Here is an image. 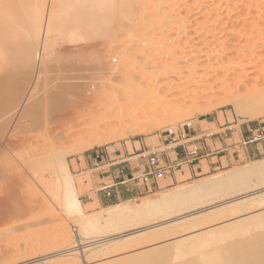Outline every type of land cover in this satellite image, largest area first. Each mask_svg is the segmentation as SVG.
<instances>
[{"label": "rangeland", "instance_id": "obj_1", "mask_svg": "<svg viewBox=\"0 0 264 264\" xmlns=\"http://www.w3.org/2000/svg\"><path fill=\"white\" fill-rule=\"evenodd\" d=\"M70 1L72 2L75 0H70ZM78 1L79 0H76L75 3L72 2L73 5L75 4L74 6L72 5L73 9L76 8V5L82 7L83 4H81L80 2L81 0L79 2ZM83 1L84 0H82V2ZM92 1L88 0L90 4L93 3ZM96 1L98 3V1L100 0H96ZM96 1L94 0V3H96ZM114 1L108 0L107 2H110L109 6L103 4V6L105 7L104 10H106V13H104V15L108 14L107 12L108 9L112 10L113 8L112 10L113 14L110 11L108 15H110L111 13L110 16L112 15L114 16L113 11L117 9L116 10L117 13L115 15L120 20L116 18L114 19L120 21V23L122 21V25L123 24L124 25L122 26L119 22L115 21L117 23L116 25L113 23L114 22L113 20L112 23L114 24V26L113 24L111 26L113 27V29L111 28L109 29L107 27L109 30H111L110 31L111 33H109L110 35H108L109 39L110 38L111 39L107 41V43L105 42L106 43L105 45L103 43L106 40L103 39L104 40L102 41L103 43L100 42L101 40H96V34H98L97 32L100 27L98 26L99 24L98 25L96 24V22H98L99 20H96V18H93L95 16L97 17L101 15L104 12V10L102 11L104 7H102L101 9L102 13L97 15V13L99 12L101 8L100 4L103 3V1H101L100 4L98 3L100 7L98 8L99 10L96 9L97 7L95 5L97 4L95 5L92 4L93 8L95 9L94 10L95 14H92V11H91L93 10L91 9L92 6L91 8H89L90 6L88 7V6L83 5L85 8L86 7L89 8L87 9L88 11L89 10L91 11V13L89 12V15H88L89 18H91V15H92L93 17L91 18V20L92 19L94 21L96 20V22H94L96 24L94 25V27L95 26L99 27L97 28L98 30H96V27L95 29H93L94 27H92L93 30L97 31V32H92L93 36L91 34H88L90 33V31L89 32L85 31L88 29L85 27L86 26L85 23L87 22L89 23L87 19L85 21L83 19H82L83 21L81 20V22H84L81 25V27L80 25H78V27L76 26L77 30L76 29L75 30L79 34L76 38H79V39L74 38V34H75L73 32L74 30L70 31L71 28L74 29L73 27H70V26H73L74 23L73 25L67 24L69 26L68 28L69 35H66V36L63 34L64 32L66 33L67 30L62 29L63 27L58 26V25H62L64 22L62 24L56 25V28H59L60 30H63V31L66 30L63 32V34H59V35L60 37L65 36L67 39L68 37L70 38V40L68 39L69 40L68 46H70L69 44H71V46L70 47L67 46L68 48L65 47V45H67V41H65V38L63 37V40L58 38L59 37L58 29L54 30L55 32H57L58 37L56 36V33L54 31L53 32L55 34L52 33L54 35H52L50 32V35L53 36L51 37V39L49 37L50 42L52 39H55L54 36L56 37L55 40H62V41H58L60 44L55 41V43L56 44L58 43V45L62 48H58L59 46L57 48L53 47L52 45H54L53 44L54 41L51 43V46L53 47L55 51H57L56 49H59V51L63 50V46L65 47L64 50L69 49L71 58L69 57V55H66V54L65 55L66 57L70 58L69 60L70 62L80 57L81 58L79 61L82 62L83 58L89 56L88 58L84 59V61H86L87 63H88L87 60L90 59L88 64L84 61L82 62V64L84 63L87 64V65L84 64L86 66V69L84 67L82 70L83 72L85 71L86 75H88V77L90 76L91 79L88 77L84 78L86 76L85 72L84 74H81L83 72L78 71V70H81L79 69V66H78V64L80 63L78 60H76L77 62L74 61L77 65L78 70L76 69L75 63H71V65L74 68L71 67L70 69V66H69L70 62L69 61L67 62L66 60V63H68V68L70 69L68 70V73L69 71H72V70L74 71V69H76V71L80 73H77L73 77H76L78 76V74H81L82 76L84 75L83 77L84 80L87 78H88V81L91 80L90 82H87L86 80L87 82L86 83L84 82L83 78L81 79L83 81L82 84L87 85L88 83H91V86L88 85L89 88L85 85V87H87L85 92L78 93V89H80V87L82 88V86L84 89V85L78 82L80 79L79 80L76 79V81L79 83V84L77 83L78 85L76 84V81L71 82L73 79H75L71 76L69 78L70 79L73 78V79L71 80L69 79L70 80L69 82H71V84H73L74 86H79V88L77 87L74 88L75 92L77 91V93L74 92V89L73 91L72 89L65 90L68 92H64L62 90L66 94V97H68L69 94L72 95L66 99L65 103H63L64 101H62L64 99H59V101L57 102V100L56 101L51 100L52 96L51 98L48 96H44L47 94L49 95V93L51 94L53 93V96H54L55 95L54 93H56L55 96L57 98L58 97L60 98L62 97V95L64 96V93L60 91V88L59 89L57 88L58 85L60 83H64L63 81L65 80L67 84H69V82L67 81L68 78H65V77H68V75L71 72L68 75L66 74L68 68L67 66H65L66 68L64 67L65 61L62 62L63 63L62 65H60L58 62L59 60L57 61L56 59L55 61L53 57L51 60H49V62L51 63V61L54 59L55 65L53 66L57 65L58 67V64L62 66V67L59 66L60 68L54 67V69L56 68L57 70H54V69L52 70L51 68H52L53 61L51 64H49V62L46 63L47 66L50 65L48 66V68L51 67L49 69L47 68V70L48 71L52 70L53 73L49 72V75L51 74L54 75L53 78L49 77L51 78L49 81V79L47 78V76H49L48 74H46L47 76L45 78V74H43L44 75L43 76L42 73L41 75L39 73L38 75H40L41 77L38 75L36 76L39 78H37L36 76L35 77L32 76L31 80H29L28 82L32 90V83H37L40 80V78H41V81L43 82L42 76H43V79L44 78L46 79V80L44 79L46 85H43L44 82L42 83L40 81L39 86L42 84L43 86H45L44 87L45 89L46 87H48L46 90H44V92L46 91L47 93L43 94L41 92L40 93L37 92L36 90L38 89H39L38 91L41 90L43 92V90L39 88L38 84H37L38 88L33 87L35 89H33L32 91L33 92L35 91L36 95L38 93L40 96L41 94H43L45 98L47 97L50 100L49 101L47 99L48 103L50 104L49 105L47 103L49 105V106L47 105V107L48 108L50 107L49 108L50 110H48L47 107H44V105L46 104L45 102H47L46 99L44 101L43 99L44 97H40L39 95H37L39 98V99L37 98L38 101L40 100L38 102L37 100H35L37 96H34V97L32 96L35 92L34 93L31 92L30 95H27L28 98L30 96V99H32L31 97L34 98V100L32 101H34V107L35 105H37L36 106L37 109L34 110V107H32L33 110L32 109H29V110H32L34 113L36 112L35 114H37L36 116H38V118L35 117V119H38L39 121L36 120L37 123L35 126L37 128L36 127L34 128V125L32 128L26 127L22 129L21 132H19V134L16 135V138L18 137V140L20 137H29L27 140L30 141L29 147H26V149H24L23 151L22 149H19L21 151L18 154L16 152V154L18 156L26 155L25 157L24 156L23 157L27 158L31 156L30 154H32V152L35 151V149L37 150L35 151L36 153L38 152L39 154L40 152L39 154L40 156L38 157H40L39 160L41 159V162L39 161L40 163H37L35 165L37 174L40 177L36 175V172L34 173V172H31L25 169L22 163H19L22 159H24L22 158V156H20L22 158L20 159V157L18 156H17L18 158H16L15 153L14 155H11V153H9L10 155L8 154L7 157L4 158L3 157L4 153L3 152L0 153V161L2 162L0 163L4 165V167H6V172L5 171L0 172V264H61L54 260L55 258L53 257V255H56V252H58L59 250L63 248H66L73 241L76 242L75 234L77 231L76 228H78V226L76 225L77 216H75V214H68V213L66 214V212L64 211L59 201L62 190L61 188L56 187L59 185H55L56 182L58 184L60 179H62V177H59L62 172L59 166L61 163L60 161H62L63 159L66 163V166L69 172L72 175L75 187L77 189L78 198L80 200L82 210L85 215H89L92 213L96 214L98 212H101L104 208L111 206V204L113 205L116 203H120V204L125 203L127 205L128 204L134 205L140 202L141 200H145L149 198L153 199L157 196L162 195V193L165 194L168 191L169 192L171 190L173 191L176 188H182V187L185 188L186 186H191L190 184L196 185L202 182L203 180L206 181L209 178L211 179V177L214 178V177L227 175V173L229 174L231 173V171L233 172V170L234 171L236 169L238 170L239 167L242 169L243 166H244L243 168H246L248 167L247 165L250 166L251 164H254V163L258 164L264 161V153L261 155L254 156V157L246 156L244 153V148H243L244 145L246 144H244V140H242V138L240 139V127L242 128L243 127L244 128L253 127L255 129H264V111L262 113L253 115L251 118H248V119L243 118L241 117V115H239L238 111L240 112L244 111L242 107H244L243 105L246 106L247 101L243 102L242 101L243 98H241V100L239 99L240 101L237 100L239 96L245 97L244 96L246 94L245 89L252 88L251 82L254 79L257 80L260 76L264 75V0H184V1L166 0L165 3L168 4L167 5L168 8L169 9L171 8V10H169L170 12H172L175 8H176V11L178 10L177 13H179V11L182 12V13L180 12L181 14L179 13L181 16L179 18H177L179 14H174L176 16L174 17L175 19L174 18H172L173 20H171V18L166 19V21L167 20L172 21V22L175 21L174 22L175 25L174 23L169 25V23H172V22L167 21L166 23L165 19L158 20L157 19L159 18L158 16H161V15H158L157 18L154 19V17L149 16L150 14H147L148 16L145 13L141 14V12L143 11L144 12L148 10L151 11L149 6H148L149 8L146 7L147 0H144V2L142 0V3H141V0H139L140 2L137 0L138 3H136V5L137 4L141 5V6L139 5V7L138 5L134 6L135 4L133 3V0H122L124 2H121V0L120 1L116 0L115 2ZM153 1H156V0H153ZM185 1L189 2V4H187ZM150 2L148 1L149 4H151ZM66 3H68L67 0H66ZM86 3L87 2H85V4ZM121 3L122 4L128 3L129 5L128 6L126 5V7L128 8L131 7L133 9H137L138 7V10L136 12H139L138 14L140 16L137 15L136 16L137 18L135 16H132V15H136L137 13L133 14L134 13V12L132 13L133 9H131V13H128L130 9L128 10L127 8L128 10L127 12L124 4L121 9L123 11H119L118 9L121 8L120 7L122 5ZM105 4H108V3L105 2ZM112 4H113V7L110 9ZM118 4H119L118 8L116 6L114 9V6ZM196 4L197 5L201 4V5L198 7ZM58 5L62 7V8H58V10L60 9L59 16L63 18H65V16H62V15H66V14H63L64 12L65 13L67 12V15H68L70 14V12L68 13V11L73 10V9H70L72 8L70 3L65 4L67 7L63 6V3H58ZM69 5H70V8H68ZM144 5L146 9L144 8L143 10ZM154 5H153V9L154 7H156L154 9L155 10L154 12H156L157 8H160L161 6H165L163 5V3L161 5L157 4V6L159 5L160 7L159 6L157 7L156 4ZM195 5L197 6V9H193ZM106 6H108L109 8H106ZM201 6L202 8L198 9ZM63 7L65 9L67 8V10L63 9ZM188 7L190 11H188ZM78 8L79 7H77V9ZM77 9H74L76 10V13H73L75 17L73 15L71 19L70 17L71 15H68L69 17L66 16V18L68 19L65 18L63 20L67 22L70 19L73 21V19L75 18L77 22L80 15L83 16V14L81 13L77 14L79 13L78 12L79 10L77 11ZM160 9H158L157 11H159ZM165 9H167L166 6H165ZM58 10L57 12L59 13ZM63 10L64 12L62 13ZM164 11H165L164 9L161 10L162 13ZM72 12H75V11H71V13ZM161 12L159 13L161 14ZM165 12H168V10ZM120 14L121 16L119 18L118 15ZM128 14H131L130 16H132V18L135 17V19L133 20L131 18L132 20H130L128 18L130 17L128 16ZM141 15L147 16V22H145L146 17H144V20H145L144 21L142 20L143 16ZM207 15L210 17V19H208ZM76 16H78V18H76ZM60 17H59L58 22L62 20V18ZM101 17L99 18L101 19ZM148 17L150 19L152 18L151 21H149ZM139 19L144 21V23L146 24L144 23L139 24L138 22H142ZM156 19L157 21L155 22H157V25L159 24L158 21L162 23V25L159 24L160 27L162 26L161 28H165L163 26H168V27L172 26V29L174 30L176 29L175 31L177 30H180V31L179 32L177 31L178 33L176 32L175 34V31L174 30L172 31V29H170L171 27H169V30H168V27H166L167 30L161 29L159 26L155 27L156 23L154 22L155 23L154 24L152 23V21ZM186 19L188 20L186 21V23L187 22L188 23L183 24L184 20ZM162 20L166 24L163 25L164 22H162ZM72 21H71V24H72ZM101 21L102 20H100L99 22ZM132 21H136V22L134 23ZM148 21H149V24L151 22V25H152L151 28H142V30H141V27L138 28L139 25L142 27H144V25L149 26V24H147ZM110 22H111V19H110ZM180 22H181V27L177 25V24H180ZM136 23H137V27L135 26ZM153 24H154V27H153ZM182 24L184 25V28ZM67 25L64 24L63 26L66 27ZM105 25L107 26V23H105ZM132 25L134 26V28ZM185 25L187 28H185ZM115 26H117L118 29ZM173 27H177L178 29L173 28ZM199 27H201V29ZM81 28L83 30L85 28L84 31L87 32L90 38L91 37L93 38L94 41L89 40V41H92L91 42L92 45H95L96 48H97V44L99 46L101 45L99 50L97 49V51H96V48H93L95 49L94 51L91 48L93 46H91L90 42L86 40V43L88 42V44H86V47H85L86 50L88 49L87 45L88 46L90 45V47L88 50L89 55L88 53H86L87 51L84 50L86 51L85 52L86 54L84 55H88L85 57L81 53L83 49H85V48H81L82 44H83L82 47L85 46L84 41H82V39L84 40V37H85L82 35H85V34L80 33L82 30ZM104 28L105 26L100 29H104ZM154 28H159V29H154ZM71 32L73 33L70 35ZM100 32H102V30H100ZM165 32H167V34L169 33V35H166ZM172 32H174V34ZM59 33H62V31H60ZM105 33H108V32L105 31ZM105 33L103 32V34ZM184 33L188 35H185ZM114 35H117V37H115ZM174 35H176L177 37ZM71 36H73L75 40ZM81 36L83 38H81ZM108 37H106L107 40H108ZM260 37L262 39H260ZM180 39L183 42L185 40L184 43L186 42L187 43L184 44ZM73 40L74 41L78 40L77 41L78 43L72 42ZM98 41L100 42V44ZM170 41L171 43L174 44L173 46L174 49L169 48L171 45H173L170 43ZM176 41H178L179 43H177ZM73 43L75 47H73L74 45L72 46ZM168 44H171V45L167 47ZM175 44H178V46H175ZM77 45H78V48L81 49V52L80 50H76V54L79 55V53H81L82 55L80 57H76L77 55L75 53H72L73 51H70V50H75ZM179 45L182 47H180ZM138 46L140 49L137 48ZM223 47L227 48L226 52H229L234 57L233 60L229 61L231 62L229 65V68L231 70L230 72L228 71V73L239 75L238 77L241 76L238 80V84H240L241 82V85H242L244 82H247V80L250 82L248 83L251 84L250 85L251 87L247 85L248 86L247 88H245L246 86L243 85L244 86L243 91H245L244 92L245 94H243V92L241 91L243 89V86H242V89L240 87V91L238 90V92H240L241 94H239L238 97H236V95L238 94L237 91L235 92L232 90L233 91L232 94H230L231 91H229V93H227L228 91L223 92V91H226L225 90L226 88H224L225 85L223 84L221 73L216 74L215 72H211L210 69L205 70L203 72H198L199 68L195 66L196 68L194 69L193 66L191 65V64L194 65L196 61L204 62L205 59H207V56L205 58L206 51L207 52L208 50L209 51H219ZM138 49L140 50V53H138V51L136 52V50ZM54 50H52V48L48 50L47 53H49V51L50 52L53 51L52 53H54V55L49 53L50 57L51 55L56 57L57 54L56 52H54ZM64 50L62 52L67 53V51H64ZM90 50L93 51L92 54H91L92 51ZM102 50H106V52L105 51L102 52ZM78 51L79 53H77ZM171 51H175L173 52V54L174 53L176 54L177 52L178 54H176V56H180V54L181 55L183 54V55L178 58L177 57L172 58L173 55H170L172 54ZM99 52L102 55L104 54V56H100L101 54ZM64 53H62V56H60V53H58L59 56L57 57H60V58L64 57L65 56V55L63 56ZM71 53L72 55L73 54L75 55L76 59L75 57H72ZM225 53L223 52L222 55H224ZM97 54L98 56L101 57V58L98 57L99 58L98 61H97V56H96ZM168 54L170 55V57ZM184 54H187V55L184 56ZM47 56L45 57L48 58L49 56L48 57ZM167 57H169V60L172 58L174 59V62L176 59V62L180 61L182 63L179 62L180 66H177L175 70L173 68L170 70V68L168 67L164 68V71H168L167 73L162 72V70H160V66L157 67L160 70L158 71L157 69L158 72L156 71V68L154 69L155 70L154 73L151 71V69L150 70L148 69L151 67V65L155 66V64L158 63L157 60L164 61V59H168ZM73 58L74 60L71 61V59ZM44 59L42 62H44ZM102 59H105V61L109 65L112 66V70H110L111 66L105 65L106 62L103 61ZM187 59L188 60L190 59L189 61H191L190 62L191 64H189ZM99 60H101V63L104 62L103 65L101 63L100 64L97 63L99 62ZM152 60L153 62L155 60L157 62L150 64ZM46 61H48V59H46ZM143 61H145V63L149 61L148 64L146 63L148 66ZM236 61H239V62L241 61L242 66L240 67L235 66L233 62H236ZM141 62L144 64L146 69L144 68ZM117 63H118V66H117ZM141 64L143 67L141 66ZM79 65L82 68L81 63ZM139 65L142 67L143 70H146V71L144 72L140 71L141 73L138 72L140 70ZM183 65L186 67L182 68L181 66ZM106 66L107 68L109 67L110 69L109 68L106 69ZM113 67L114 68L118 67V69L113 70ZM134 67L139 68L137 69L138 71H136ZM62 68H63V71L66 69V73H64L66 75L65 77H64V74L58 75V73H60L59 71H62L58 69H62ZM42 69L45 70L43 67ZM43 70H41V72ZM47 70H45L46 73L48 72ZM209 73H212L213 75H209ZM74 74H75V71L72 73V75ZM139 74L141 75L139 76ZM60 75H62L65 80H63V77ZM214 75L215 77L213 79ZM79 76L78 78H80ZM58 77H62L59 79H62L63 81L60 80V82H58L59 80ZM35 78L39 80H37L36 82V80H34ZM52 79L53 80L55 79L54 80L55 82H52V84H50ZM209 80L215 83V85L217 86L216 89L213 87L214 84L211 83V81ZM30 81H31V84H30ZM207 82L211 83L209 84V86L211 87L212 85L211 88L214 89L212 91L216 92L214 95L207 94V93H210V91L207 90L209 89L207 88L208 87ZM55 83L57 84L59 83V84L55 87ZM80 84L82 86H80ZM51 85L52 87H50ZM254 85L255 84H253V86ZM43 86H41V88ZM49 87H50V90H49ZM83 89L82 90L80 89L79 91H84L85 89L84 90ZM88 89L89 91H87ZM31 90H29V92ZM54 90L55 91L57 90L58 92H55ZM156 91H160V93H156ZM59 92L62 94H58ZM69 92H73L75 93V95ZM234 93H235V96L233 95ZM57 94L60 96H57ZM156 94H162L161 97L162 96L163 97L159 98L158 96L160 95L157 96ZM229 94L236 97V99H233V97L229 96ZM230 97L233 99V100L231 99L232 101L235 100L234 103L229 99ZM28 98L26 99L28 100L27 103H30L31 100L29 102ZM57 98H54L53 100ZM247 99H249V97ZM236 100L238 102H236ZM36 101L39 103V106H38V103H36ZM41 101H44V102H41ZM241 101L243 103H240ZM25 102L26 101H24L23 104H25ZM60 102H62L63 104H60ZM51 103L52 104L55 103L53 104L54 107L51 105ZM56 103L57 104L59 103L60 105L59 104L56 105ZM235 103H238V104L235 105ZM239 104H241L242 107H240ZM60 106H63V107H60ZM238 106L240 108H238ZM21 107H18L19 109L17 108V111L15 110L13 112L19 113L20 112L19 110L21 109ZM38 107L40 108L42 113H40V111H37ZM236 108L238 110H235ZM201 109L202 111L203 110H207V111L201 112L200 111ZM38 113H40V115H38ZM98 116L101 120H104L105 122L100 121L99 123ZM89 117H92V118L90 119ZM94 117L98 118L96 119V121L98 120L97 124H94V125L100 126L99 124H101L102 122L105 123V125L104 124L101 125V129H99L100 127L97 128V126L92 127L93 126L92 119ZM20 121H21L19 122V124H21L20 126H22V122L23 124H26V122L27 123L29 122L28 119H21ZM79 124L81 125L80 127H78ZM187 124L191 125L190 127L191 132L188 131L186 127ZM76 125L78 129H76L77 128ZM225 126H231V127L227 128L226 131H224L225 129L223 128ZM72 127L75 128L76 130H71ZM141 127L144 130V131L142 130V132H141V129H142ZM136 128L137 130L138 128L140 129V131L138 130L139 133L138 132L134 133V131H136ZM171 129L176 132H180L182 129H185V132L189 134L188 136L191 137V140H192L185 144L188 150L193 149L192 144H196L198 147L200 145L201 146L199 147L200 149H202V145H205V146H208L207 148L209 149H207L206 151L200 152V155H203V157L200 156L198 160L193 162L192 164L184 163L182 164L181 167H178L175 170H172L170 173L166 174L164 178H161L160 180H158L157 182L158 185L156 187L151 188V190L149 191L144 190L140 195H137L134 197L121 198L119 200H116V202L114 203H110V202L109 203H99V201H97L98 198H97L96 191L99 188L98 186L104 183H101L99 181V177H97L98 175L102 174L100 172L101 169L93 170V168H95L93 166L94 164L93 158H94L95 153L98 152L99 150H107V152H110L112 155H116V154H119L120 152L124 153L127 150V152H129V156H132V159L130 160L132 161L134 160V162H136L137 154H139L140 152H144L148 150L149 148H159L161 150H165L168 156L173 159L175 157L174 147L179 148L180 145L176 144V142H169V137L167 136V130H171ZM88 134L92 135V137ZM114 135H117V136L113 138ZM99 138L101 139L100 141L98 140ZM102 138L104 140L105 138L110 139V140L106 141L107 140L106 139L103 142ZM206 138H208L207 139L208 145H206L205 143ZM223 138L225 139L226 144L222 146L219 141L223 142ZM164 139H167V140L164 141ZM214 142H217L215 145L216 148L213 147L212 145ZM231 143H236V145L239 144V146L230 149L229 147ZM2 157L4 158V160L1 159ZM200 158H203L202 161L200 162V165H199L200 167L199 168L196 167L198 168L199 172L190 173L189 167H192L195 163H199ZM252 179L253 177L250 178L251 181L249 180L248 183L241 185L234 192L230 191L228 194H222V195L216 194L212 196L210 195L209 197L208 196L204 197V199L202 198L200 200H194L192 203L187 204V206L185 205V209L183 207V209L179 210L178 212L176 211L173 214H170L169 218L173 220H171L170 222H168V224H166L168 226L171 225L170 226L171 235L169 236L158 234V237H157L156 236L157 234L153 236V235H149L148 232H144V233L142 232L141 234H136L135 236H130V237L126 236V238H123L127 240L126 242L127 248L125 244L122 245L125 247V249H122L121 248L122 246L120 245L118 247L121 248L122 250H118L119 248L116 249L117 251L110 250L108 254H106L105 257L102 259L88 258V257L84 258V257H79V256H76L74 259H76L77 264H119L118 261L123 260L124 258L125 259L126 258L129 259L130 257L134 258L135 256H138L140 253L144 252L145 251L144 249L147 248L146 247L147 243H149L148 241L153 237H157V239L154 240L155 243L153 247L161 248L164 245L166 246V245L173 243L171 242L174 240L173 238L181 236V235H183L186 239L184 238L185 240L182 239L179 241H181V245H184V246L187 245V247H190L191 243H195V244L199 243L200 240L203 241L204 244L202 242H200L199 244L205 245V243L207 242L206 240H208L210 244V242H213L214 239H217V241L215 240L216 243L215 244L212 243L213 245L211 244L210 246L211 247L214 246L217 248L218 246L216 245L218 244L219 245L218 248L220 247L224 248L226 247L225 246L226 244L228 246L231 245L230 248L232 250V253L233 252L235 253L233 254L235 255L236 258H239V256L241 255L240 254L241 252L239 250L240 244L241 245L243 243L249 244L250 241L253 240V238L255 237L254 241H252V244L250 243L248 245V250L252 252L263 251L264 249L263 239L264 238H262V236L264 237V207L263 206L262 207L260 206L259 208L254 207V206L252 207L251 206L252 204H250L249 202L250 198L241 199L240 206L239 204L236 205L237 207L239 206L238 208H240L241 210L237 209L236 213H234L233 215H228L227 212H223V210L228 209V207H232L230 205L222 209L219 207L218 209L216 208L217 210L220 211V213L214 216V218L207 217L205 221H201L204 224L200 226L197 225L198 218L190 219L187 222H183L185 221V219H189V217H191V214L193 215L194 211L196 212V210H201L203 207L206 208L207 206L208 207L212 206L213 204H217L221 201L229 199L230 197L231 198L235 197L233 195L239 196L241 194L242 196L243 194L245 195V194L251 193V191L253 192V190L257 191L258 187L259 189L261 188V185L262 187H264L263 185L264 182L263 184L260 183L261 185L257 183L258 184L257 185L256 184L257 180H255L256 178H254L253 180ZM133 182H136V181L133 180ZM209 211H213V210H208L205 212V214L210 215V213H213ZM245 216H246V219H248L249 217L250 218L255 217V218L251 219L252 221L251 222L250 218L248 219V221L242 218ZM259 217L261 218L259 219ZM161 219L160 217L153 218V219H150L149 221L135 224L133 225V227L134 226L145 227L148 225V223H152V221L154 223V222H157L158 220L160 221ZM230 219H235L237 224L236 223L234 224L238 225L237 227L240 226L239 228H242V229L235 227L236 225L233 224L234 228H237L238 230H235L232 227L225 228L222 234H224L226 231L228 232V235L227 236L225 234L220 235L221 233L218 234L217 232V233H213L214 235L216 234L214 236L215 238L213 236H210V234L203 233L204 235H201V236H198L195 234V233L200 232V230H198L200 227H205L208 225L212 226V225H215L216 223L218 224L222 222L225 227L226 221ZM240 220L242 222H240ZM245 220L248 223L249 222L250 223L249 224L246 223ZM205 222H208V223H205ZM192 225H197V226H192ZM156 229H158V227ZM60 233L61 235H59ZM191 233L194 234V237L188 236ZM57 235L58 237L59 236L61 237V238L59 237L60 239L59 241L57 239ZM91 235H95V234H91ZM159 236L161 238H159ZM256 238L257 240L259 238L260 242L255 243L257 241V240L255 241ZM260 238L262 240H260ZM247 240H250V241H247ZM187 242L189 245L187 244ZM197 245L198 244L194 245V247ZM192 247L190 248L192 249ZM206 247L203 249L206 250ZM172 259H174L172 260V262L173 263L175 262L176 264V262L181 261L182 258L179 256V258L174 257ZM87 261L89 263H87ZM63 263H68V261L64 260Z\"/></svg>", "mask_w": 264, "mask_h": 264}, {"label": "bare ground", "instance_id": "obj_2", "mask_svg": "<svg viewBox=\"0 0 264 264\" xmlns=\"http://www.w3.org/2000/svg\"><path fill=\"white\" fill-rule=\"evenodd\" d=\"M58 1H60V2H58ZM0 0V153L1 152H3L4 153V155H3V157L5 158V157H7V155L9 154V153H11V155H14V153L16 154V152H17V154L21 151V150H19V149H22V151L24 150V149H26V147H29V144H30V141L29 140H27L29 137H20L19 138V140H18V137L16 138V135L17 134H19V132H21V130L22 129H24V128H26V127H33V125H34V128L36 127L35 125H36V123H37V121H39L38 119H35V117L36 118H38V116H36L37 114H35L32 110V107H34V101H32V100H34V96H37V95H39V93L41 92V93H47L46 91L44 92V90H46L48 87H46V89L44 88L45 86H43V85H46V83H45V78H46V74H48L49 75V72L50 73H53L52 72V70L54 69V67H57V65L56 66H53V65H55L54 63H55V61H56V59H57V61L59 62V64L60 65H62L63 63L62 62H64L65 61V65H64V67L65 66H67V68H68V63H66V60H67V62L70 60V58H71V56H70V52H69V49H65L64 50V48L65 47H67L68 46V43H69V40H70V38L68 37V39L65 37L66 35H69V33H68V28H69V26L68 25H73V23H74V25L73 26H70V27H73L74 29H72L71 28V30L70 31H73L75 34H74V38L75 39H79V38H76L79 34L77 33V27H78V25H80V27H81V25L84 23V22H81V20L83 19L84 21L87 19V21H89V23L87 22V23H85V27L86 28H88L87 30H85V28H84V30L85 31H90V33H88V34H91L92 36H93V34H92V32H97L96 30H98L97 28H102V27H104L105 26V30L104 29H100L99 28V30H98V34H96V40H101L100 42H102V41H104V40H106V41H104V45L107 43V41H109L110 39H109V37H108V35H110L109 33H111L110 31L111 30H109L110 28L111 29H113V27H111L112 26V24L114 23V24H116L117 25V23L115 22V21H117V22H119L120 23V21H118V20H120V19H118V17L115 15L117 12H116V10L115 11H113L114 12V16L112 15V16H110L111 15V13H112V10H113V4H112V6L110 7V9L112 8V10H107V12H108V14H109V12L111 11V13H110V15H108V14H106V15H104V13H106V10H104L105 9V7L103 6V4L104 5H110L109 3L110 2H107L108 0H100V1H98V3L100 4L101 3V1H103V3H101L100 5H101V8L99 7V5H98V3H97V1H96V3H94V0L92 1V0H90V1H92L93 3H91L90 4V2H88V0L87 1H85V2H87L86 4H85V2L83 1L82 2V0L80 1L81 2V4H83L84 6H90L89 8H91V6H92V4L93 5H95V4H97V5H95L97 8L96 9H98V8H100V10H99V12L97 13V11H96V13H97V15H99V14H101L102 12H101V9H102V7H104L103 9H102V11L104 10V12L101 14L102 15V17H101V15H99V16H95V17H93L91 14V18L93 17V18H96V20H102L101 22H96V20L94 21L93 19L91 20V18H89V12L91 13V11H92V14H95V9L93 8V6H92V8L91 9H93V10H87V9H89V8H85L83 5H82V7H80V6H77L76 5V8H74V9H77V7H79L78 9H77V11L79 12V13H77V14H83V16H81L80 15V17L79 18H81V19H79L78 18V16H76V18H78V20H77V22H76V19L74 18L75 17V15L73 14V13H76V10H74L73 9V6L75 5H73L72 4V2H74L75 3V1H70V0H67V2L68 3H70L71 4V6H72V8H70V5L68 6V8H70V9H73V10H71V11H75V12H72L71 13V11L69 10L68 11V13L70 12V14H68V15H71L70 17H71V19H72V16L74 15V19H73V21L70 19V20H68L67 22L65 21V20H63V19H65L66 18V16L67 17H69L68 15H67V12L65 13L64 12V10L62 11V13L63 14H66V15H62V16H65V18H63V17H60L59 16V14H60V9L58 10V8H62V7H60V5H58V3H63V6H66L65 4H68V3H66V0ZM70 1V2H69ZM78 1V2H79ZM109 1H111V0H109ZM114 1V0H113ZM116 1V0H115ZM114 1V2H115ZM118 1H120V0H118ZM117 1V2H118ZM135 1V2H134ZM139 1V0H138ZM148 1L150 2V0H147V5H146V7H150V10L151 11H143V12H141V14L142 13H145L146 15L147 14H150L149 16L151 17H154V19L155 18H157V16L158 15H161V16H158L159 18H157L158 20H160V19H165V21H166V19H170L171 18V20H173L172 18H174V17H176L174 14H179L181 11H179V13H177L178 12V10L176 11V8L172 11V12H170L169 10H171V8L169 9L168 8V4H166L165 2H166V0L164 1V0H156V1H153V0H151V4H149L148 3ZM182 1H184V0H182ZM78 2H77V4H78ZM105 2L106 3H108V4H105ZM121 2H124V1H122L121 0ZM140 2V1H139ZM143 2H144V0H143ZM155 2H157V3H155ZM187 4H189V2H187V1H185ZM184 2V3H185ZM192 2V1H191ZM65 3V4H64ZM133 3L135 4L134 6H137L138 5V7H139V5L140 4H137L136 5V3H138L137 2V0H133ZM141 3H142V0H141ZM163 3V5H165L166 6V8L167 9H165V6H159V5H161ZM198 3V2H197ZM80 4V3H79ZM88 4V5H87ZM122 4V3H121ZM124 5H125V7H126V5L128 6L129 4L128 3H123ZM123 4L120 6L121 8L120 9H118L119 11H123V10H121L122 9V6H123ZM132 4V3H131ZM149 4V5H148ZM154 4H156V6H157V4H159L158 6L161 8H157L156 9V12H154L155 10V8L156 7H154V9H153V5ZM212 4V3H211ZM211 4H209V5H211ZM56 5H57V7H56ZM133 5V4H132ZM152 7H151V6ZM197 5V4H196ZM195 5V7L193 8V9H197V6L199 7L200 5L198 4L197 6ZM108 6H106V8H109ZM117 6V8H118V6H119V4L118 5H115L114 6V9H115V7ZM131 6V5H130ZM133 6V7H134ZM141 6V5H140ZM143 6V5H142ZM155 6V5H154ZM157 6V7H158ZM178 6V5H177ZM180 6V5H179ZM187 6V5H186ZM67 7V6H66ZM138 7H137V9H133V8H131V7H126V10H127V8H128V10L130 9V11L128 12V10H127V12L128 13H131V9H133V11H132V13L133 14H136V15H132V16H137V15H139L138 13L139 12H136L137 10H138ZM146 7H145V5H144V7H143V10H144V8L146 9ZM148 7V8H149ZM163 7V8H162ZM171 7V6H170ZM190 7H191V5H190ZM84 8V9H83ZM135 8V7H134ZM141 8V7H140ZM191 8V9H192ZM202 8V6L200 7V8H198V9H201ZM63 9H65L64 7H63ZM152 9H153V11H152ZM158 9H160L159 11H157ZM162 9H164L165 11H167L168 10V12H161V10ZM57 10L59 11V13L57 12ZM65 10H67V8L65 9ZM84 10V11H83ZM142 10V9H141ZM203 10V9H202ZM201 10V11H202ZM81 11H83V12H81ZM118 11V12H119ZM140 11V10H139ZM174 11H176V12H174ZM184 11V10H183ZM186 11V10H185ZM188 11H190L189 10V7H188ZM94 12V13H93ZM148 12V13H147ZM151 12H153V13H151ZM159 12H161V14L159 13ZM86 13V14H85ZM121 13V12H120ZM156 13V14H155ZM182 13V12H181ZM180 13V14H181ZM189 13V12H188ZM113 14V13H112ZM119 14V13H118ZM122 14V13H121ZM121 14L120 15H118L119 16V18H120V16H121ZM180 14H179V16L177 17V18H179V17H181L180 16ZM186 14H187V12H186ZM185 14V15H186ZM207 14V13H206ZM104 15V16H103ZM108 15V16H107ZM131 14H128V16H130ZM183 15V14H182ZM184 15V16H185ZM190 15V14H189ZM88 18H87V17ZM132 16H130V17H128L130 20H134L135 19V17L134 18H132ZM140 16V15H139ZM138 16V17H139ZM141 16H143L142 17V20H144V17H146V21L145 22H147V16H145V15H141ZM187 16V15H186ZM59 17L60 18H62V20H60V22H58L59 21ZM83 17H85V18H83ZM99 17H101V19L99 18ZM107 17H109V18H107ZM112 17V18H111ZM189 17V16H188ZM187 17V18H188ZM207 17H208V19H210V17L207 15ZM206 17V18H207ZM212 17V16H211ZM105 18V19H104ZM114 18H116V19H118V20H115ZM132 18V19H131ZM137 18V17H136ZM149 18V17H148ZM176 18V19H177ZM183 18H185V17H183ZM66 19H68V18H66ZM107 19V20H106ZM110 19H111V22H110ZM152 19V18H151ZM151 19L149 18V21H151ZM157 19L156 20H153L152 21V23H154L155 21H157ZM175 19V18H174ZM181 19V18H180ZM204 19V18H203ZM74 20H75V22L77 23H75L74 22ZM82 20V21H83ZM113 20H114V22H113ZM122 20V19H121ZM140 20V19H139ZM138 20V21H139ZM142 20H140V21H142ZM162 20V22H164ZM183 20V19H182ZM70 21V22H69ZM71 21H72V24H71ZM91 21H92V23H91ZM105 21V22H104ZM144 21H142V22H138L139 24L141 23H144ZM149 21H148V23L147 24H149ZM167 21H169V20H167ZM167 21H166V23H167ZM186 21H188L187 19L186 20H184V22H183V24H187L186 23ZM58 22V23H57ZM64 22V23H63ZM69 22V23H68ZM94 22H96V24L99 26V27H97V26H95L96 27V30H93V29H95V27H94V25H96ZM113 22V23H112ZM132 22H136V21H132ZM169 22H172V21H169ZM168 22V23H169ZM175 22V21H174ZM174 22H172V23H169V25H171V24H173ZM178 22V21H177ZM182 22V21H181ZM181 22H180V24H177V25H179V27H181ZM63 23V24H62ZM103 25H102V24ZM105 23H107V26L105 25ZM118 23V24H119ZM156 23V24H155ZM154 24L156 25L155 27H158L159 26V24H161L162 25V23H160V21H158V25H157V22H155ZM165 22L163 23V25L164 24H166ZM179 23V22H178ZM58 24H62V25H58ZM67 25L66 27L65 26H63V25ZM76 24V25H75ZM110 24V25H109ZM114 24H113V26H114ZM121 25H122V21H121V23H120ZM133 24V23H132ZM138 24V25H139ZM144 24H146V23H144ZM154 24H153V27H154ZM182 24V25H183ZM56 25H58V26H60V27H63L62 29H66L67 30V32L66 33H68V34H66L64 31H66V30H60L59 28H56ZM92 25V26H91ZM124 25V24H123ZM122 25V26H123ZM174 25H175V23H174ZM173 25V26H174ZM176 25V26H177ZM76 28H75V27ZM89 26V27H88ZM90 26H91V28H90ZM121 26V27H122ZM133 26V25H132ZM136 27H137V23H136V25H135ZM146 25H144V27H142V26H140L139 25V27L138 28H140L141 27V30H142V28H151L152 27V25H151V22H150V24H149V26L147 25L146 27H145ZM188 26V25H187ZM92 27H94L93 29H92ZM109 29H108V28ZM115 27H117V26H115ZM114 27V28H115ZM160 27V26H159ZM162 27V26H161ZM160 27V28H161ZM163 27H165V28H161V29H166V27H168V26H163ZM169 27H171L170 29H172V26H169ZM169 27H168V30H169ZM178 27V26H177ZM177 27H173V28H177ZM109 30H107V29ZM120 28V27H119ZM130 28H132V27H130ZM133 28H134V26H133ZM183 28H184V25H183ZM185 28H187L186 27V25H185ZM200 29H201V27H199ZM59 30V32L60 31H62V33H59L58 32V35L59 34H63V32H64V34L63 35H65V36H63L64 38H65V41H67V45H65V47L63 46V50L64 51H67V53H64V52H62L63 50H60L59 51V49H56L57 51H55L54 49H53V47H55V48H57L59 45H58V41H62L63 40V37H60V35H59V37L57 36V32H55L54 30ZM76 29V30H75ZM79 29V28H78ZM82 29V28H81ZM117 29H118V27H117ZM154 29H159V28H154ZM178 29V28H177ZM182 29V28H181ZM83 29L81 30V32L80 33H82V34H85V35H82V36H85L84 37V40L82 39V41H84V47H82L83 46V44H82V46H81V48H85L86 47V44H88V42H90V45L91 46H93V47H91L92 48V50H94L95 51V49H93V48H96V46L95 45H92L91 44V42L92 41H89V40H93V38L91 37L90 38V36L87 34V32H85ZM100 30H102V32H100ZM140 30V29H139ZM167 30V29H166ZM174 29H172V31H173ZM176 30V29H175ZM174 30V31H175ZM56 33V36L58 37V38H60V39H62V40H55L56 39V37L54 36V38L55 39H52L51 40V42H50V39H51V37H53L52 35H54L55 33ZM84 31V32H83ZM105 31L106 32H108V33H105ZM159 31V30H158ZM163 31V30H162ZM165 31V30H164ZM171 31V30H170ZM178 32L180 31V30H177ZM177 31H175V34H176V32ZM50 32H51V34L52 33H54V34H52V35H50ZM73 32H71L70 33V35L73 33ZM103 32L106 34H103ZM160 32V31H159ZM177 32V33H178ZM100 33H101V35H100ZM164 33V32H163ZM166 33V35H169V33L167 34V32H165ZM173 34H174V32H172ZM88 36H87V35ZM161 34H162V32H161ZM185 34V33H184ZM76 35V36H75ZM108 37V40L106 39V37ZM165 35V36H166ZM185 35H188V34H185ZM255 35H256V33H255ZM81 36V38H83ZM115 37H117V35H114ZM119 36V35H118ZM172 36V35H171ZM174 36H176V35H174ZM49 37H50V39H49ZM72 38H73V36H71ZM98 37V38H97ZM102 37V38H101ZM120 37V36H119ZM177 37V36H176ZM73 38V39H74ZM87 38V39H86ZM100 38V39H99ZM171 38V37H170ZM173 38V37H172ZM67 39V40H66ZM74 39V40H75ZM104 39V40H103ZM114 39V38H113ZM169 39V38H168ZM174 39V38H173ZM177 39V38H176ZM260 39H262L261 37H260ZM72 41V42H74V43H76L78 40H76V41ZM86 40L88 41L87 43H86ZM178 40V39H177ZM181 40V39H180ZM54 41V42H53ZM55 41L56 42H58L57 44L55 43ZM94 41V40H93ZM171 41H172V39H171ZM171 41H170V43H171ZM182 41V40H181ZM181 41H180V43H181ZM187 41V40H186ZM248 41V40H247ZM254 41H256V40H254ZM53 42V44L55 45H52L51 46V43ZM99 42V41H98ZM100 42H99V44H100ZM106 42V43H105ZM177 43H179L178 41H176ZM183 42V41H182ZM184 42H185V40H184ZM183 42V43H184ZM249 42V41H248ZM74 43L72 44V46L74 45ZM78 43V42H77ZM174 43H175V41H174ZM187 43V42H186ZM186 43H184V44H186ZM60 44V43H59ZM66 44V43H65ZM97 44V43H96ZM171 44H173V43H171ZM171 44H168V46L167 47H169V45H171ZM70 46H71V44H69ZM90 45L88 46L87 45V47H88V49L86 50V48L85 49H83V51L81 52V49L80 48H78V45H77V49L75 48V50H70V51H73L72 53H75L76 54V50H80V52L84 55V54H86V53H88L89 51V47H90ZM183 45V44H182ZM70 46H68V47H70ZM101 46V45H100ZM100 46L97 44V48H96V51H97V49L99 50V48H100ZM172 46V47H171ZM169 48L171 49V48H173V46H174V44L173 45H171ZM175 46H178V44H175ZM180 46V45H179ZM184 46V45H183ZM223 46V45H222ZM52 48V50H54V52H56V57L57 56H59L58 55V53H60V56H62V53H64L63 54V56L66 54V55H69V57H66V55L64 56V57H62V58H60V57H55V56H52V55H54V53H52V52H50L49 51V53H51L52 55H51V57H50V54L49 53H47L48 52V50H50L51 48ZM67 47V48H68ZM73 47H75V45L73 46ZM180 47H182V46H180ZM58 48H62V47H58ZM90 48V49H91ZM105 48H106V46H105ZM137 48H139V46L137 47ZM176 48V47H175ZM73 49V48H72ZM102 49V48H101ZM140 49V48H139ZM136 50V52L138 51V53H140V50ZM174 49V48H173ZM84 50H86V51H84ZM92 50H90V51H92ZM59 51V52H58ZM75 51V52H74ZM103 51H105L106 52V50H102V52ZM181 51H183V50H181ZM227 51V48H225V47H223L221 50H219V51H209L208 50V52L206 51V54H205V58H206V56H207V59H205V61H204V59H203V61L204 62H195V61H193V62H195V64L193 65V64H191L190 62L191 61H189L188 59V62H189V64H191L192 66H193V68L195 69L196 67H198L197 69H198V72H203V71H205V70H208V69H210V71L211 72H215L216 74H218V73H221L222 74V79H223V84L225 85V87L224 88H226L225 90L226 91H223V92H227V93H229V91H231V93L230 94H232V92L233 91H237V95H236V97H238V95L239 94H241L240 92H238V90L240 91V87H241V89H242V86L244 85V86H246L245 88H247L248 86L247 85H251L252 84V88H249V89H245V91H243L244 90V86H243V89L241 90L242 92H243V94H247V92H248V96L245 94L244 96L245 97H242V96H239L238 97V99L237 100H241V98H243L242 99V101L243 102H245V101H247L246 102V106L245 105H243L244 107H242V105L241 104H239L240 105V107H242L243 109H244V113L243 112H240V111H238V113H239V115H241V117H243V118H246V119H248V118H251L253 115H255V114H258V113H262L263 111H264V75H262V76H260L257 80H253L252 82H251V84H249L250 82L247 80V82H244L242 85H241V82H240V84H238V80H239V78L241 77H238L239 75H236V74H230V73H228V71L230 72V68H229V65H230V63L231 62H229V61H231V60H233L234 59V57H233V55L232 54H230L229 52H226ZM58 52V53H57ZM84 52V53H83ZM86 52V53H85ZM101 52V51H100ZM99 52V53H100ZM172 52V54H170V55H173V57L172 58H178V57H181L182 55L180 54V56H176V54H178L177 52H176V54L174 53L173 54V52H175V51H171ZM185 52V51H184ZM205 52V51H204ZM225 53L224 55H222V53ZM69 53V54H68ZM72 53H71V55H72ZM77 53H79V51L77 52ZM81 53H79V55H77L76 57H80L82 54ZM93 53V51L91 52V54ZM96 53V52H95ZM98 53V54H99ZM143 53V52H142ZM183 53V52H182ZM208 53V54H207ZM47 54H48V56H47ZM98 54L96 55L97 56V61H98V57H100V56H104V54L102 55L101 53V55L100 56H98ZM106 54V53H105ZM88 55H89V53H88ZM88 55H84V57L85 56H88ZM169 55V54H168ZM170 55H169V57H170ZM185 55H187V54H184V56ZM45 56H47L48 58H46ZM94 56V55H93ZM52 57L55 59V61H54V59L52 60L53 61V64H52V68L51 67H49V68H51L52 70H47V68H48V66H50V65H46V63H48L49 62V60H51L52 59ZM72 57H75V55L73 54L72 55ZM76 57H75V59H76ZM83 57V56H82ZM89 57V56H88ZM88 57H85V58H88ZM169 57H167L168 59H164V61L163 60H157L158 61V63H156L157 61L155 60L154 62H153V60L150 62V64H153V63H156L155 64V66H153V65H151V67L150 68H148L149 70L151 69V71L154 73L155 72V68H156V71H157V69H158V71H160V70H162V72H165V73H167L168 71H164V68H166V67H168V68H170V70L173 68L174 70L176 69V67L177 66H180V63H182V62H178L179 63V65H178V63L176 62V59H175V62H174V59H170L169 60ZM45 58V59H44ZM60 58V59H59ZM67 58H69V59H67ZM81 58V57H80ZM80 58H77L76 60H80ZM85 58H83V60H82V62L84 61V59ZM101 58V57H100ZM184 58V57H183ZM43 59H44V62H42L43 61ZM46 59H48V61H46ZM93 59H94V57H93ZM106 59V58H105ZM105 59H102L103 61H105ZM180 59V58H179ZM178 59V60H179ZM63 60V61H62ZM72 60H74V58L73 59H71V61ZM76 60H74L75 62H77ZM96 60V59H95ZM166 60V61H165ZM169 60V61H168ZM172 60V61H171ZM186 60V59H185ZM52 61H51V63H52ZM74 61H72V62H70V64H69V66H70V69H71V67H73L72 65H71V63H75ZM88 61V63H89V61H90V59L89 60H87ZM94 61V60H93ZM119 61V60H118ZM146 61V60H145ZM145 61H143L144 63H145ZM150 61V60H149ZM149 61L148 62H146L147 64L149 63ZM243 61V60H242ZM80 62V61H79ZM82 62H80L81 63V66H82V68L80 67V63L78 64V66H79V69H81V70H78V68H77V65H76V63H75V65H76V69L78 70V71H82L83 72V68L85 67V69H86V66L85 65H87L88 63L86 62V61H84V62H86L87 64H82ZM106 62V61H105ZM170 62V63H169ZM187 62V63H188ZM244 62V61H243ZM45 63V64H44ZM50 62H49V64H51ZM94 63V62H93ZM97 63H101V60H99V62H97ZM103 63L104 62H102L101 64L103 65ZM107 63V62H106ZM105 63V65H109L108 63L106 64ZM142 63V62H141ZM145 63V64H146ZM183 63H184V61H183ZM186 63V64H187ZM234 64H235V66H237V67H240V66H242V62L240 61H236V62H233ZM44 64V65H43ZM56 64H58V63H56ZM58 64V67L60 66ZM143 64V63H142ZM142 64H141V66H142ZM146 64V65H147ZM150 64H149V66H150ZM41 65H42V67L45 69V70H47L48 72L46 73L45 72V70H43L42 69V67H41ZM84 65V66H83ZM98 65V64H97ZM105 65H104V67H105ZM120 65H121V63H120ZM191 65H189V66H191ZM99 66V65H98ZM109 66H111V65H109ZM117 66H118V63H117ZM124 66V65H123ZM140 66V65H139ZM140 66V70L138 71L137 69H139V68H135V70L136 71H138V72H144V71H146V70H143L142 69V67L144 66V64H143V66L141 67ZM148 66V65H147ZM153 66V67H152ZM158 66H160V70H159V68H157ZM196 66V67H195ZM57 67V68H58ZM60 67H62V66H60ZM59 67V68H60ZM63 67V68H64ZM120 67V66H119ZM121 67H122V65H121ZM126 67V66H125ZM182 68H184V67H186V66H181ZM48 68V69H49ZM63 68L62 69H58V70H62V71H59L60 73H58V75L59 74H64V73H66V69L63 71ZM66 68V67H65ZM74 68V67H73ZM103 68V67H102ZM109 68V67H108ZM107 68V66H106V69H108ZM144 68H145V66H144ZM162 68V69H161ZM69 68L67 69V75H68V77H65L66 75L64 74V77L65 78H68L67 79V81L69 82L71 79H73V78H75V79H73L71 82H75L76 81V79L77 80H79L78 82L79 83H83V81L81 80L83 77H84V75L82 76L81 74H84V72L83 73H81V74H78V76L79 75H81V76H79L80 78H78V76H76V77H73V76H75L77 73H80V72H78V71H76V69H74V71H75V74L74 75H72V73L74 72L73 70L72 71H69V73H68V70H70ZM104 69V68H103ZM110 69V68H109ZM115 69H118V67H113V70H115ZM122 69V68H121ZM146 69V68H145ZM147 69V70H148ZM178 69V68H177ZM241 69V68H240ZM41 70H43L42 72H41ZM54 70H57L56 68L54 69ZM110 70H112V66H111V69ZM148 70V71H149ZM154 70V71H153ZM133 71V70H132ZM157 71V72H158ZM44 72V73H43ZM57 72V71H56ZM140 72V73H141ZM151 72V73H152ZM197 72V71H196ZM40 73V75H41V73H42V75L43 74H45V80L43 79V76H42V80H43V82L41 81V78H40V80L39 79H37V78H39V77H37L36 75H38ZM137 73V72H136ZM146 73V72H145ZM56 74V73H55ZM156 74V73H155ZM200 74V73H199ZM40 75H38V76H40ZM52 75V74H51ZM49 75V76H47V78L49 79V81H50V79L51 78H49V77H52L53 78V76L54 75ZM62 75H60V76H62ZM85 75H86V72H85ZM141 74H139V76H140ZM144 75V74H143ZM142 75V76H143ZM146 75V74H145ZM148 75V74H147ZM150 75V74H149ZM201 75V74H200ZM209 75H213L212 73H209ZM32 76L33 77H37V78H35L34 80H36V82H37V80H39L37 83H32V90L33 89H35V88H33V87H37V84H38V86H39V84H40V81L43 83V85L41 84L40 86H39V88L40 89H42L43 90V92L40 90V91H38V90H36L37 92H39L37 95H36V92L34 93L32 90H31V86H29V84H28V82H29V80H31V78H32ZM73 77V78H69V77ZM245 76H247V75H245ZM250 76V75H249ZM41 77V76H40ZM57 77V76H56ZM56 77H54V78H56ZM63 77V76H62ZM62 77H58V79L59 78H62ZM64 77H63V80H65L64 79ZM86 77H88V75H86L84 78H86ZM212 77V76H211ZM214 77H215V75L213 76V79H214ZM84 78H83V80H84ZM88 78H90V76L88 77ZM88 78L87 79H85L84 80V82H86V80H87V82H90L91 80H89L88 81ZM139 78V77H138ZM70 79V80H69ZM91 79V78H90ZM251 79H253V78H251ZM33 80V79H32ZM33 80V81H34ZM55 80V79H54ZM53 79L51 80V82H50V84H52V82H55ZM57 80V79H56ZM60 80H62V79H59L58 80V82H60ZM62 80V81H63ZM81 81V82H80ZM198 81V80H197ZM209 81H211V80H209ZM35 82V81H34ZM47 82V81H46ZM64 83H55V87L58 85V89L60 88V91H64V92H68V91H65V90H71L72 89V91H73V89L75 88V87H77V88H79V86H74L73 84H71V82H69V84H67V82H66V80L65 81H63ZM66 82V83H65ZM77 81H76V84L78 83ZM86 82V83H87ZM249 82V83H248ZM78 83V84H79ZM208 83V87L207 88H209V89H207V90H209L210 91V93H207L208 95H214L216 92H214V91H212V90H214V89H212L211 87H212V85H211V87L209 86V84H211V83H213L212 81H211V83H209V82H207ZM30 84H31V81H30ZM34 84V85H33ZM49 84V85H50ZM54 84V83H53ZM75 84V83H74ZM77 84V85H78ZM80 84V86H82V85H84V89H83V86H82V88L80 87V89L82 90H84V91H79L80 89H78V93L79 92H85L86 91V88L88 87V85L89 86H91V83H88L87 85L86 84H82L81 85ZM214 85H213V87L216 89V85H215V83H213ZM253 84H255L254 86H253ZM85 85L87 86V87H85ZM239 85V86H238ZM241 85V86H240ZM41 86H43L42 88H41ZM50 87H52V85L50 86ZM50 87H49V90H50ZM219 87V86H218ZM251 87V86H250ZM38 88V87H37ZM44 88V89H43ZM76 88V89H77ZM89 88V87H88ZM56 89V88H55ZM57 89V90H58ZM146 89V88H145ZM158 89V88H157ZM29 90H31L30 92H29ZM52 90V89H51ZM55 91V92H58V91ZM206 90V89H205ZM221 90V89H220ZM233 90V91H232ZM53 91V92H54ZM62 91V93H64ZM87 91H89V89L87 90ZM31 92L32 93H34L32 96L33 97H31L32 99H30V96H29V98H28V96L27 95H30L31 94ZM49 92V91H48ZM74 92H75V89H74ZM211 92H213V93H211ZM245 92V93H244ZM62 93H58V94H62ZM69 93H71V94H74L75 95V93H77V91L75 92V93H73V92H69ZM142 93V92H141ZM156 93H160V91H156ZM43 94H41V96L40 97H44V96H48V97H50L51 98V96H52V101H56L57 100V102L59 101V99H64V100H62V101H64L63 103H65V101H66V99L69 97V96H72V95H68V97H66V94L64 93V96L62 95V97H64V98H62V97H56L55 95H56V93H54L55 95V97L53 96V93L51 94V93H49V95L47 94V95H44L43 96ZM51 94V95H50ZM57 94V96H60V95H58ZM140 94V93H139ZM143 94V93H142ZM229 94V96H231V97H233V99H236V97H234L235 96V93L233 94L234 96H232V95H230ZM157 96L158 95H160V96H158L159 98H162L161 97V95L162 94H156ZM246 96H247V98L249 97V99H247L246 98ZM29 99V102H30V100H31V102L30 103H27V101L28 100H26L27 98ZM66 97V98H65ZM141 97V96H140ZM229 98L230 100L232 99V98ZM38 96L36 97V99L35 100H37L38 101ZM54 98H57V99H55V100H53ZM143 98V97H142ZM245 98H246V100H245ZM44 99V101H45V99H46V101L47 102H45L46 104L44 105V103H43V105H44V107H47V105L49 104L48 103V98L46 97H44L43 98ZM48 99V100H47ZM232 99V100H233ZM231 100V101H232ZM236 100V102H238ZM239 100V101H240ZM250 100V101H249ZM24 101H26L25 102V104H23L24 103ZM36 101V103H38ZM44 101H41V102H44ZM50 101V100H49ZM51 101V102H52ZM235 101V100H234ZM234 101H232L233 103H234ZM240 102V103H243V102ZM33 102V103H32ZM228 102H229V100H228ZM48 103V104H47ZM62 102H60V104H63ZM33 104V105H32ZM53 104H55V103H53ZM52 103H51V105L54 107V105H53ZM59 104V103H58ZM57 103H56V105H58ZM59 104V105H60ZM238 103H235V105H237ZM50 105V104H49ZM48 105V106H49ZM23 108H22V107ZM37 105H35V107H36ZM38 106H39V103H38ZM42 106V105H41ZM18 107H21V109L19 110L20 112L17 114V113H15V112H13V111H17V108ZM34 107V110L35 109H37V107L35 108ZM43 107V108H44ZM58 107V106H57ZM60 107H63V106H60ZM237 107V106H236ZM239 106H238V108H240ZM42 108V107H41ZM50 108V107H49ZM48 107H47V109L48 110H50ZM56 108V107H55ZM234 108H235V106H234ZM245 108H246V110H245ZM19 109V108H18ZM29 109H32V110H29ZM235 110H238L237 108L235 109ZM241 110V109H240ZM37 111H40V113H42L41 112V110H40V108L38 107V110ZM201 112H203V111H207V110H203L202 111V109L200 110ZM40 113H38V115H40ZM237 113V112H236ZM240 117V116H239ZM90 119L92 118V117H89ZM88 118V119H89ZM98 118H99V116H98ZM97 117H94L91 121L93 122L92 124H93V126L92 127H96L97 126V128L98 127H100L99 129H101V125H105V123H101V124H99L100 126H98V125H94V124H97V122H98V120L96 121V119H98ZM21 119H28L29 120V122L27 123L26 122V124H23V122H22V126H20L21 124H19V122H21L20 120ZM37 120V121H36ZM95 120V121H94ZM27 121V120H26ZM90 121V120H89ZM100 121H104V120H101L100 118H99V123H100ZM96 122V123H95ZM105 122V121H104ZM40 123V122H39ZM81 125L79 124V126L78 127H80ZM107 126V125H106ZM75 127V126H74ZM76 127H77V125H76ZM75 127V128H76ZM78 127L76 128V129H78ZM91 127V128H92ZM37 128V127H36ZM75 128H71V130H76ZM142 128V127H141ZM102 129H104V128H102ZM145 129V128H144ZM88 130V129H87ZM138 130L140 131V129L138 128ZM138 130H137V128H136V131H134V133L136 132H138ZM142 130H143V128L141 129V132H142ZM172 130V129H171ZM78 131V130H77ZM144 131V130H143ZM81 132V131H80ZM139 133V132H138ZM90 134H92V133H90ZM90 134H88V135H90ZM87 135V136H88ZM91 137H92V135H90ZM93 136H94V134H93ZM117 135H114L113 136V138L114 137H116ZM99 137V136H98ZM93 139H94V137H93ZM103 139V138H102ZM107 138H105V140H106ZM16 140H18V141H16ZM92 140V139H91ZM95 140H97V139H95ZM94 140V141H95ZM99 141L101 140L100 138L98 139ZM104 139L102 140L103 142L105 141ZM108 140H110V139H107L106 141H108ZM102 142V143H103ZM106 143V142H105ZM31 146V145H30ZM37 148V147H36ZM38 149V148H37ZM40 149V148H39ZM17 150H19V151H17ZM33 151V150H32ZM35 151H37L36 149H35ZM35 151H33L32 152V154H30L31 156L30 157H27V158H24L26 155H15L16 156V158H18V157H20V156H22V158H24V159H22L21 157H20V159H22L19 163H22V165H23V167L25 168V169H27V170H29V171H31V172H36V175L38 176V174H37V170H36V164L37 163H40L41 162V159L39 160V158L40 157H38V156H40L39 154H40V152H39V154H38V152L36 153ZM41 151V150H40ZM2 153V154H3ZM42 153V152H41ZM10 155V154H9ZM29 155V154H28ZM27 155V156H28ZM2 156V155H1ZM18 156V157H17ZM1 158L2 160H4V158ZM10 157V156H9ZM8 157V158H9ZM8 158H6V159H8ZM62 160V159H61ZM40 161V162H39ZM1 162V161H0ZM61 163H60V170L62 171L61 172V175L59 176V177H62V179H60V181L58 182V184H57V182L55 183V185H59V186H56V187H59V188H61V190H62V193H61V197L59 198V201H60V204L62 205V207H63V209H64V211L66 212V214L68 213V214H75V216H77V222H76V225L78 226V228H76V242H72V243H70L66 248H63V249H61V250H59L58 252H56V255H53V257L55 258L54 260L56 261V262H58V263H61V264H77V262H76V259H74L76 256H79V257H88V258H98V259H102V258H104L105 257V255L106 254H108V252L110 251V250H114V251H117L116 249H118L119 247L118 246H122V245H124L125 244V246H126V242H127V240L126 239H123V238H126V236H128V237H130V236H135L136 234H141L142 232L144 233V232H148L149 233V235H153V236H155L156 234V236L158 237V234H162V235H164V236H166V235H171V233H170V230H171V228H170V226L171 225H166V224H168V222H170L171 220H173V219H171V218H169V215L170 214H173L174 212H178L179 210H181V209H183V207H184V209H185V205L187 206V204H190V203H192L194 200H200V199H204V197H209L210 195L212 196V195H216V194H220V195H222V194H228L230 191H235L238 187H240L241 185H243V184H246V183H248V181L250 180V178H252L253 177V179L254 178H256L255 180H257L256 181V184L258 183V184H260V183H262L263 184V182H264V161L261 163H258V164H251L250 166L249 165H247L248 167H246V168H243L242 167V169L239 167V169L237 170H233V172L231 171V173H227V175H224V176H219V177H211V179L209 178L208 180H203L202 182H200V183H198V184H190L191 186H184L185 188H176V189H174L173 191L171 190L170 192L168 191L167 193H165V194H163L162 193V195H160V196H157V197H155V198H149V199H145V200H141L140 202H138V203H136V204H132V205H127V204H125V203H122V204H124V205H122V204H120V203H116V204H111V206H109V207H106V208H104L101 212H98V213H96V214H89V215H85L84 213H83V210H82V206H81V203H80V200H79V198H78V194H77V189H76V187H75V184H74V181H73V178H72V175H71V173L69 172V170H68V168H67V166H66V163H65V161H64V159L62 160V161H60ZM2 163V162H1ZM0 163V172H6V167H4V165H2ZM24 169V170H25ZM230 172V171H229ZM226 174V173H225ZM166 176V175H165ZM164 176V177H165ZM38 177H40V176H38ZM58 177V176H57ZM163 177V178H164ZM252 179V180H253ZM58 180V179H57ZM39 181H40V179H39ZM251 181V180H250ZM250 183V182H249ZM257 184V185H258ZM26 185V184H25ZM30 185V184H29ZM28 185V186H29ZM255 185V184H254ZM261 185V184H260ZM264 185V184H263ZM33 186V185H32ZM58 189V188H57ZM257 190V189H256ZM59 191V190H58ZM246 192V191H245ZM233 196H235V197H233ZM232 197L233 198H229V199H226V200H224V201H221V202H219V203H217V204H211L212 206H207L206 208H202L201 210H196V212L194 211V214L192 215L191 214V217H189V219H185V221H183V222H187L188 220H190V219H195V218H198V220H197V225L198 226H200V225H202V224H204V223H202L201 221H205V219L207 218V217H213L214 218V216H216L217 214H219L220 213V211L219 210H217L218 209V207L219 208H225V207H228V206H232V207H228V209H226V210H223V212H227L228 213V215H233L234 213H236V210L237 209H240V208H238L239 206H240V201H241V199H249L250 198V204H252L251 206L253 207H264V187H262V185H261V188L259 189V187H258V190L257 191H254L253 190V192L251 191V193H249V194H243L242 196H241V194L239 195V196H236V195H233ZM228 198V197H227ZM244 201V200H243ZM242 201V202H243ZM237 204H239V206L237 207L236 205ZM246 204V203H245ZM248 204V203H247ZM243 205V204H242ZM217 208V209H216ZM208 210H213V211H209V212H213V213H210V215H206L205 214V212L206 211H208ZM241 210V209H240ZM183 211V210H182ZM181 211V212H182ZM204 212V213H203ZM221 213H222V211H221ZM188 215V214H187ZM190 215V214H189ZM195 216V217H194ZM157 217H160V219L161 218H163V219H161L160 221L158 220L157 222H154L153 223V221H152V223H148V225L147 226H145V227H136V226H134L133 227V225H135V224H138V223H142V222H146V221H149L150 219H153V218H157ZM175 218V217H174ZM242 218H244V219H246V216L245 217H242ZM250 218V217H249ZM248 218V219H249ZM253 218H255V217H252V218H250V221H251V219H253ZM256 218H257V216H256ZM261 217H259V219H260ZM248 219H246L247 221H248ZM216 220V219H215ZM239 220V219H238ZM245 220V221H246ZM246 221V223H248ZM182 222V221H181ZM240 222H242L241 220H240ZM239 222V223H240ZM244 222V221H243ZM252 222V221H251ZM255 222V221H254ZM205 223H208V222H205ZM234 223H236V220L235 219H230V220H228V221H226V223H225V227H224V225H223V223L221 222V223H216L215 225H212V226H205V227H200L198 230H200V232H198V233H195L196 235H198V236H201V235H204V234H210V236H215L213 233H217L218 232V234L219 233H221L220 235H228V232H226L225 231V233L224 234H222L223 233V231H224V229L225 228H233V229H235V230H238L237 228H239V227H237L238 225H236V224H234ZM250 223V222H249ZM248 223V224H249ZM195 224V223H194ZM233 224L234 225H236L235 227H237V228H234V226H233ZM131 225H132V227H131ZM197 225H192V226H197ZM222 225V226H221ZM243 225H244V223H243ZM161 226H163V227H161ZM191 226V227H192ZM219 226H221V227H219ZM158 227V229H156ZM246 227V226H245ZM248 227V226H247ZM232 229V230H233ZM239 229H242V228H239ZM221 230H222V232H221ZM230 231V230H229ZM185 233V232H184ZM204 233V234H203ZM91 234H95V235H91ZM146 234V233H145ZM182 234V233H181ZM213 234V235H212ZM59 235H61V233L59 234ZM144 236V235H143ZM188 236H193L194 237V234H189ZM206 236V235H205ZM209 236V235H208ZM218 236V235H217ZM60 237V236H59ZM59 237H58V235H57V239H58V241L60 240L59 239ZM127 237V238H128ZM157 237H153V238H151L149 241L148 240H146V241H148L149 243H147V248L146 249H144L145 251L144 252H142V253H140L138 256H135L134 258L132 257H130L129 259L128 258H124L123 260H120V261H118L119 262V264H175V262L173 263L172 262V260H174V259H172V258H174V257H178L179 258V256L182 258L181 259V261H177L176 262V264H264V249H263V251H256V252H252V251H249L248 250V245L251 243L252 244V241H254V238H253V240H251V238H250V240H247V241H250V243L248 244V243H243L242 245L240 244V256H239V258H236L235 257V253L233 254L232 253V250H231V245H225L226 247H224V248H222V247H220V248H218L219 247V245L217 244L216 246H218L217 248L216 247H211L210 245L213 243V244H215L216 243V241H217V239H214L213 240V242H210V244H209V242H208V240H206L207 242L205 243V245H200L199 243L200 242H202L203 244H204V242L203 241H201L200 240V242L199 243H196V244H198L197 246H195L194 247V245H196L195 243H191L190 245V247H192V249L190 248V247H187V245H181V241H179V240H182V239H184L185 237L183 236V235H181V236H178V237H175V238H173L174 240L173 241H171V242H173V243H171V244H169V245H164L163 247H161V248H155V247H153V245H154V243H155V241L154 240H156L157 239ZM171 237V236H170ZM174 237V236H173ZM203 237V236H202ZM61 238V237H60ZM159 238H161L160 236H159ZM215 238V237H214ZM217 238V237H216ZM262 238H264L263 236H262ZM63 239V238H62ZM186 239V238H185ZM184 239V240H185ZM172 240V239H171ZM198 240V239H197ZM210 240V239H209ZM211 240H212V238H211ZM216 240V241H215ZM257 240V238L255 239V241ZM260 240H262L261 238H260ZM264 240V239H263ZM257 242H260L259 241V238H258V240L255 242V243H257ZM190 243V242H189ZM201 243V244H202ZM254 243V242H253ZM168 244V243H167ZM187 244H188V242H187ZM192 244H194V245H192ZM212 244V245H213ZM189 245V244H188ZM204 246V247H203ZM207 246V247H206ZM124 246H122L121 248L122 249H125V247L123 248ZM130 247V246H129ZM206 247V250L205 249H203V248H205ZM238 247V248H239ZM121 248H119L118 250H122ZM126 248H127V246H126ZM154 248V249H153ZM171 250H173V251H171ZM77 249H79V250H77ZM232 249H233V247H232ZM170 250V251H169ZM202 250H204V251H202ZM166 252H168V253H166ZM233 255V256H232ZM174 256V257H173ZM237 259H235V258ZM176 259V258H175ZM64 260H67L68 261V263H63L64 262ZM87 263H89L88 261H87Z\"/></svg>", "mask_w": 264, "mask_h": 264}, {"label": "crops", "instance_id": "obj_3", "mask_svg": "<svg viewBox=\"0 0 264 264\" xmlns=\"http://www.w3.org/2000/svg\"><path fill=\"white\" fill-rule=\"evenodd\" d=\"M231 126H225L223 129L226 131L227 128H230ZM263 127V126H262ZM250 129H255V128H242L240 127V139L246 140L251 137V132ZM226 134V132H225ZM207 139L206 138V145L207 144ZM221 145H225L226 141L223 138V142L219 141ZM217 142H214L212 145L215 147ZM227 146V145H226ZM229 146V145H228ZM239 144L236 145V143H231L230 149L234 147H238ZM199 147H201L199 145ZM208 146L202 145L201 152L206 151ZM216 148V147H215ZM244 153L248 157H254L257 155H261L264 153V137L258 141V142H253V143H248L244 145ZM181 148L174 147V153L176 154L177 152H180ZM203 157V155H200ZM212 158V157H211ZM132 159V156H129V152L127 150L122 153L120 152L119 154L112 155L109 152L108 158H106L103 161L102 166L99 167L100 172L102 173L101 175H98L99 181L104 184L110 185V195H107L105 191L102 190H97V198L99 203H114L116 200H119L121 198H127V197H134L137 195H140L144 190L145 187L138 182H133V180L130 179V176H136L138 175L141 170H142V165L140 162L137 160L134 162ZM203 158L199 159V163H195L192 167H189L190 173H195L199 172L198 168L200 167V162L202 161ZM189 166V165H188ZM198 167V168H196ZM95 168H93L94 170ZM202 169V167H201ZM103 185V184H102ZM99 185L98 187H100Z\"/></svg>", "mask_w": 264, "mask_h": 264}, {"label": "built area", "instance_id": "obj_4", "mask_svg": "<svg viewBox=\"0 0 264 264\" xmlns=\"http://www.w3.org/2000/svg\"><path fill=\"white\" fill-rule=\"evenodd\" d=\"M189 132L190 124L186 125ZM251 137L244 141V144L258 142L264 137V129H250ZM185 132V129H182L180 132L173 130H167V136L169 137V142H176L180 145L181 151L175 154V157L172 159L168 156L165 150L159 148H149L144 152L137 154V160L142 165L141 172L136 175L130 176L131 180H135L139 184L145 187L146 191L151 190V188L158 185V180L163 178L166 174L170 173L172 170H175L178 167H181L182 164H192L197 161L200 157L201 149L196 145H193L192 150H188L185 146L186 143L192 141L191 137L188 136ZM167 139H164V141ZM181 143V144H180ZM109 152L107 150H99L94 155V164L95 169H99L102 166L103 161L108 158ZM110 185L103 184L98 190L105 191L107 195H110Z\"/></svg>", "mask_w": 264, "mask_h": 264}]
</instances>
